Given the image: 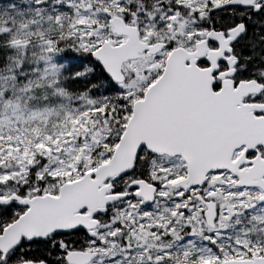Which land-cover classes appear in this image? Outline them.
Listing matches in <instances>:
<instances>
[{
    "label": "snow or ice",
    "instance_id": "6c2138e0",
    "mask_svg": "<svg viewBox=\"0 0 264 264\" xmlns=\"http://www.w3.org/2000/svg\"><path fill=\"white\" fill-rule=\"evenodd\" d=\"M0 264H264V0H0Z\"/></svg>",
    "mask_w": 264,
    "mask_h": 264
}]
</instances>
